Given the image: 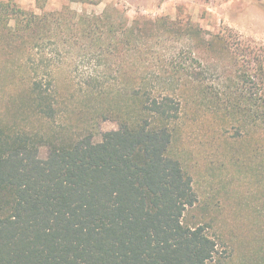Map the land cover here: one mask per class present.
I'll return each mask as SVG.
<instances>
[{"label": "trees", "instance_id": "trees-1", "mask_svg": "<svg viewBox=\"0 0 264 264\" xmlns=\"http://www.w3.org/2000/svg\"><path fill=\"white\" fill-rule=\"evenodd\" d=\"M42 2L39 14L0 2L3 27L14 22L3 36L25 38L31 49L45 37H70L75 47L111 57L121 77L130 62L154 61L170 41L185 43L190 61L185 71L172 66L175 92L120 89L123 101L104 113L118 127L97 143L87 137L57 144L21 127L30 118H53L50 80L42 88L29 78L0 105V264H208L216 243L204 227L183 224L197 197L168 149L191 100L209 116L235 122L233 139H246L252 155H264V47L229 29L206 38L180 19L118 22L108 10L45 12ZM203 58L222 65L228 91L203 88L192 64ZM162 63L169 68V55ZM43 144L45 159L38 157Z\"/></svg>", "mask_w": 264, "mask_h": 264}, {"label": "rangeland", "instance_id": "rangeland-1", "mask_svg": "<svg viewBox=\"0 0 264 264\" xmlns=\"http://www.w3.org/2000/svg\"><path fill=\"white\" fill-rule=\"evenodd\" d=\"M0 2L41 13L37 0ZM42 4L45 12L69 8L79 14L100 15L108 10L118 22L121 18L130 23L135 17L180 19L201 29L206 38L229 29L264 47V0H43ZM6 13L0 11V105L22 90V82L29 78H35L42 88L50 80V90L57 95L53 118H30L21 127L57 144L87 137L100 142L102 133L118 127L104 113L123 101L117 95L120 89L139 86L153 95L175 92L172 66L185 71L190 61L186 44L170 41L154 61L144 56L133 65L130 62L128 74L121 77L111 57L90 51L86 44L75 47L70 37H45L31 49L25 38L3 36L14 25L11 20L3 27ZM177 52L181 54L173 56ZM166 54L169 68L162 63ZM199 62L192 64L201 73L203 88L228 91L222 65L205 58ZM234 125L209 116L189 100L181 109L167 154L191 177L197 197L185 212L183 224L204 227L216 243L208 264H264V155H252L246 139H233ZM47 154L48 146L43 144L38 157L45 159Z\"/></svg>", "mask_w": 264, "mask_h": 264}]
</instances>
